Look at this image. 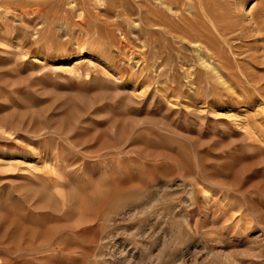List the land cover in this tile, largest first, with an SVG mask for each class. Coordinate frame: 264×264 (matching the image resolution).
I'll return each mask as SVG.
<instances>
[{
    "label": "rangeland",
    "instance_id": "374dc122",
    "mask_svg": "<svg viewBox=\"0 0 264 264\" xmlns=\"http://www.w3.org/2000/svg\"><path fill=\"white\" fill-rule=\"evenodd\" d=\"M154 1L0 0V264H264V0Z\"/></svg>",
    "mask_w": 264,
    "mask_h": 264
},
{
    "label": "bare ground",
    "instance_id": "6f19581e",
    "mask_svg": "<svg viewBox=\"0 0 264 264\" xmlns=\"http://www.w3.org/2000/svg\"><path fill=\"white\" fill-rule=\"evenodd\" d=\"M68 2V5H70L73 8H77L76 5L78 3H81L82 6L85 5L86 0H65ZM150 3L151 2H155L154 0H147ZM217 1V0H216ZM181 2V1H180ZM179 0H157L155 9L156 11H154L153 9H149L148 13V18L146 20L147 22V26H148V30L150 32L154 31V27L159 26L161 28L163 24H165L166 22L163 19V15L167 14L164 13V9L161 8L162 5H166V3H169L168 5H171L172 8L176 7L178 9H182V6H188L191 9L190 2H187L185 0H182V2L180 3ZM196 2V1H195ZM242 2V0H241ZM244 3H246V1H244ZM41 4V3H40ZM152 4V3H151ZM232 4L234 5L233 7L239 8L244 10L245 9V5L246 4H242L239 2V0H233ZM88 6V5H87ZM92 6V5H91ZM163 7V6H162ZM195 8V13H190L191 10H189V14L190 15H186L182 10L180 13V18L178 22H174L173 24H171L170 22L168 23V26L170 27V31H175L179 37L183 38V39H187L191 42H202L204 44V46L209 50L212 47H214L216 45L217 42V34H219V36H221L224 40H226V36H228L229 34L234 33L237 28L235 26V19H234V15L232 14V12L228 11L226 14L224 15H217L216 13H214L208 6L207 2L204 0H198V2L194 5ZM22 9V8H21ZM171 9V7H170ZM41 7L40 6H32L29 9L24 10V14H40L41 12ZM125 10V9H124ZM53 12V11H52ZM55 12H57L55 10ZM83 12V11H82ZM134 12V11H133ZM132 12V13H133ZM159 12V13H158ZM44 13V12H43ZM126 13V12H125ZM134 14V13H133ZM193 14V15H191ZM64 15V14H63ZM6 16V15H5ZM65 16V15H64ZM62 17V16H61ZM78 17V16H77ZM81 17V16H79ZM86 17V16H85ZM131 17V16H130ZM236 17V16H235ZM60 18V17H59ZM58 18V19H59ZM97 18V17H95ZM78 19V18H77ZM61 20V19H60ZM66 20V18H65ZM68 21V20H66ZM79 24L80 25H87L86 21L84 19H79ZM120 23V22H119ZM64 24V23H63ZM65 25V24H64ZM69 25V24H68ZM106 25V24H105ZM167 25V24H166ZM260 25V24H259ZM122 26V25H121ZM128 26V25H127ZM64 27V26H63ZM66 27V26H65ZM124 27V26H123ZM52 28V27H51ZM160 28V29H161ZM248 28V27H247ZM85 29V27H84ZM165 28H163L162 30H164ZM259 29V28H258ZM136 30V29H135ZM244 30V28L242 29ZM169 32V31H168ZM244 32H246L244 30ZM250 32V31H249ZM176 33L174 35H176ZM52 36V35H50ZM55 36V35H54ZM66 37V36H64ZM113 37V36H112ZM138 37V36H137ZM178 37V38H179ZM58 38V37H56ZM177 38V37H176ZM228 38V37H227ZM124 40V39H123ZM130 40V39H129ZM116 41V39H115ZM139 41V40H138ZM118 42V40H117ZM225 42V41H224ZM129 43V42H128ZM225 44V43H224ZM119 45V44H117ZM128 45V44H127ZM124 47V44H123ZM51 48V47H50ZM156 48V46H155ZM205 48V49H206ZM123 49V48H122ZM131 49V48H130ZM196 49V48H195ZM206 49V50H207ZM141 50V49H140ZM144 50V49H143ZM199 51V50H198ZM215 51V50H214ZM158 52V51H157ZM179 52V51H178ZM191 53V52H190ZM124 54V53H123ZM138 54V52H137ZM159 57V55H158ZM202 57V56H201ZM200 57V58H201ZM144 58V57H143ZM209 58V57H208ZM209 60V59H208ZM203 61V60H202ZM201 61V62H202ZM174 62V61H173ZM219 62V61H218ZM171 63V62H170ZM222 63V62H221ZM138 64V63H137ZM180 64V63H179ZM202 64H205L207 66H211L213 68H217V65L212 64L211 62H203ZM222 65V64H221ZM215 70V69H214ZM220 70V69H219ZM190 71V70H189ZM192 72L190 71V74ZM207 75V74H206ZM191 76V75H188ZM196 78V77H195ZM190 79V78H189ZM194 80V79H193Z\"/></svg>",
    "mask_w": 264,
    "mask_h": 264
}]
</instances>
